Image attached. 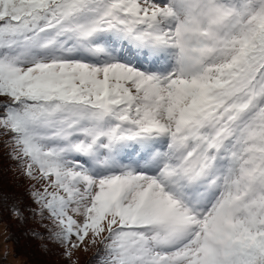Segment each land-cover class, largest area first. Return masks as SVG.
<instances>
[{
  "label": "snow or ice",
  "instance_id": "snow-or-ice-1",
  "mask_svg": "<svg viewBox=\"0 0 264 264\" xmlns=\"http://www.w3.org/2000/svg\"><path fill=\"white\" fill-rule=\"evenodd\" d=\"M0 135L69 259L264 264V0H0Z\"/></svg>",
  "mask_w": 264,
  "mask_h": 264
},
{
  "label": "rangeland",
  "instance_id": "rangeland-1",
  "mask_svg": "<svg viewBox=\"0 0 264 264\" xmlns=\"http://www.w3.org/2000/svg\"><path fill=\"white\" fill-rule=\"evenodd\" d=\"M8 140L9 136L0 135V159L6 164L5 175L7 178L19 183L16 186H9L17 191L24 190V187L31 191L33 186L41 187L42 182L31 180L25 171L19 167V162L12 158L10 155L12 149L6 143ZM45 223L48 222L45 221ZM22 228L24 225L15 224L7 214L4 217L0 214V264H97V258L102 254V246L99 243L93 245L91 235L84 240L78 249L74 250L70 259L65 257L62 247L45 240V244L47 243V248H49V253H47L44 241L40 242V239L35 241L31 237H23ZM46 234L47 229L45 228Z\"/></svg>",
  "mask_w": 264,
  "mask_h": 264
},
{
  "label": "trees",
  "instance_id": "trees-1",
  "mask_svg": "<svg viewBox=\"0 0 264 264\" xmlns=\"http://www.w3.org/2000/svg\"><path fill=\"white\" fill-rule=\"evenodd\" d=\"M5 172L6 164L2 159H0V179L3 178V180H0V214L2 215V217L7 214L13 219V222L15 224H19L21 226L24 225V228L21 229L23 237H31L35 241H37V239H40V242L44 241L43 243L45 244V239H42L40 235L33 234L34 232L38 234H45V228L41 226L39 220L32 215L31 211H29V209L35 208V205L33 204V198L30 195L31 190L27 187H24V190L19 191L12 189L10 187L11 185L16 186L19 183L15 182L14 180L11 181V179H8L5 175ZM13 205L24 210L25 219L23 222L13 216ZM29 222L32 224H30ZM45 251L49 253V248H46Z\"/></svg>",
  "mask_w": 264,
  "mask_h": 264
}]
</instances>
